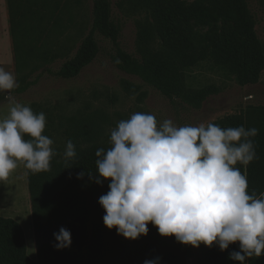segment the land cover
Here are the masks:
<instances>
[{"label": "trees", "instance_id": "16d2710c", "mask_svg": "<svg viewBox=\"0 0 264 264\" xmlns=\"http://www.w3.org/2000/svg\"><path fill=\"white\" fill-rule=\"evenodd\" d=\"M12 4V0H9ZM150 20L141 23L134 56L119 45L120 28L113 20L110 0H93L90 32L81 41L75 55L53 74L70 79L88 66L99 53L96 34L111 40L116 48V65L137 75L164 96L180 98L200 108L212 95L220 92L216 84L191 87L186 72L205 61H211L233 76L240 85L255 84L264 71V46L256 32L255 19L248 0H140ZM19 12L20 10L17 9ZM11 26L14 34V26ZM191 21L209 25L205 31L189 30ZM222 21V25L218 23ZM155 43H157L155 45ZM16 48V47H15ZM17 62L18 53L15 49ZM19 66V62L17 63ZM33 80L21 78L12 93H23ZM4 97L0 96V101ZM221 128L258 129L251 137L256 158L247 166L237 164L246 176L248 193L259 198L264 193V105H248L239 113L226 115L214 123ZM101 127L83 117L70 116L64 135L75 144L76 157L70 160L52 157L47 171L27 170L32 217L36 237L37 259L28 254L23 226L13 217L0 216V264H82L83 250L89 240L90 264H144L160 258L159 264H187L190 247L164 237L151 223L148 234L129 240L108 229L103 223L105 211L98 203L107 193L110 181L102 184L89 179L96 171L95 152L107 150L110 143L100 141ZM25 140L30 137L25 136ZM83 144V145H82ZM85 175L77 179L80 172ZM61 227L71 232L69 247L57 250L53 233ZM203 264H239L229 259L239 251V243L221 251L214 243L199 246ZM245 264H264V255L251 257Z\"/></svg>", "mask_w": 264, "mask_h": 264}, {"label": "clouds", "instance_id": "9594fccd", "mask_svg": "<svg viewBox=\"0 0 264 264\" xmlns=\"http://www.w3.org/2000/svg\"><path fill=\"white\" fill-rule=\"evenodd\" d=\"M16 87L15 76L0 67V93L9 104L7 117L0 119V182L20 163L32 173L49 170L55 154L53 141L42 134L45 114L14 100L10 93ZM258 131L214 123L177 126L170 119L158 124L154 115L141 112L121 120L111 130L110 147L95 152V175L88 172L97 184L110 181L98 201L104 225L129 240L146 236L151 223L159 235L196 248L215 243L224 251L238 242L239 251L229 259L239 264L264 255V193L249 194L247 178L236 167L256 158L250 138ZM75 157L69 140L64 158ZM53 236L57 250L72 243L64 227Z\"/></svg>", "mask_w": 264, "mask_h": 264}, {"label": "rangeland", "instance_id": "374dc122", "mask_svg": "<svg viewBox=\"0 0 264 264\" xmlns=\"http://www.w3.org/2000/svg\"><path fill=\"white\" fill-rule=\"evenodd\" d=\"M110 1L113 20L120 28V47L138 56V29L141 23L150 20L149 13L140 0ZM248 4L257 35L264 46V0H248ZM92 8L93 0H12V4L9 0H0V67L11 72L17 84L21 78L34 81L25 92L11 91L10 94L34 113L45 114L46 125L42 134L53 141V157L64 158L68 142L64 128L70 116L83 117L98 124L102 130L100 141L109 143L111 130L136 112L154 115L158 124L170 119L177 126H198L217 123L250 104L264 105V71L257 83L240 85L211 61L189 69L186 81L194 88L216 84L220 87L218 94L210 96L198 109L180 98L170 99L137 75L120 69L115 63V45L99 33L96 34L99 53L79 75L70 79L54 75V71L75 55L81 41L90 32ZM12 10L15 11L12 13L14 34ZM222 24V21L218 23L219 26ZM208 28L209 25L195 21L189 23L192 31ZM4 95L0 93L1 97ZM8 110L9 104L0 101V119L7 117ZM31 208L28 173L20 163L5 181L0 182V216L13 217L21 223L28 254L34 259L37 247ZM189 247L187 264H203L199 247ZM88 252L89 240L83 250L82 264H90Z\"/></svg>", "mask_w": 264, "mask_h": 264}, {"label": "crops", "instance_id": "0c3cea01", "mask_svg": "<svg viewBox=\"0 0 264 264\" xmlns=\"http://www.w3.org/2000/svg\"><path fill=\"white\" fill-rule=\"evenodd\" d=\"M7 51H8V44L4 47V52H5V54H6ZM3 55H4V53H3ZM31 209H32V208H31ZM31 238H32V242L35 241L33 235H32ZM35 239H36V237H35ZM26 241H27V240H26ZM34 259H37V257H35Z\"/></svg>", "mask_w": 264, "mask_h": 264}, {"label": "bare ground", "instance_id": "6f19581e", "mask_svg": "<svg viewBox=\"0 0 264 264\" xmlns=\"http://www.w3.org/2000/svg\"><path fill=\"white\" fill-rule=\"evenodd\" d=\"M18 178H19V177H18ZM20 180H21V179H20ZM28 184H29V183H28ZM5 190H6V189H5ZM5 192H6V191H5ZM6 193H7V192H6ZM19 194H20V193L18 192V193H17V194H15V195L18 197V196H19ZM16 196H15V197H16ZM24 201H25V200H24ZM27 206H28V209H29V208H30V205H29V204H27ZM27 206H26V207H27ZM24 209H25V207H24ZM24 209H22V210H24ZM30 210H31V209H30ZM30 210H29V213H30ZM24 213H25V212H24Z\"/></svg>", "mask_w": 264, "mask_h": 264}]
</instances>
